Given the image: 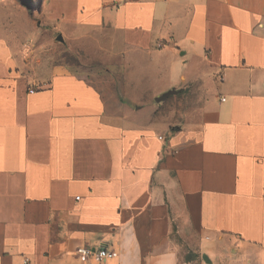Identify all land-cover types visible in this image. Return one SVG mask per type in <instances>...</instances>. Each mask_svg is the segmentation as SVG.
Segmentation results:
<instances>
[{"label": "crops", "instance_id": "0c3cea01", "mask_svg": "<svg viewBox=\"0 0 264 264\" xmlns=\"http://www.w3.org/2000/svg\"><path fill=\"white\" fill-rule=\"evenodd\" d=\"M44 20L96 58L0 41V264H264V0H47ZM188 89L198 120L171 133Z\"/></svg>", "mask_w": 264, "mask_h": 264}, {"label": "rangeland", "instance_id": "374dc122", "mask_svg": "<svg viewBox=\"0 0 264 264\" xmlns=\"http://www.w3.org/2000/svg\"><path fill=\"white\" fill-rule=\"evenodd\" d=\"M46 3L47 0H0V41L22 64L91 63L96 56L70 45L67 38L64 44L56 40L59 33L44 20ZM32 21L35 28H39V33L36 37L24 38L22 31ZM197 98L196 93L188 89L164 103L162 111L166 122L170 123L171 133L198 120L200 104Z\"/></svg>", "mask_w": 264, "mask_h": 264}, {"label": "built area", "instance_id": "2783aa9c", "mask_svg": "<svg viewBox=\"0 0 264 264\" xmlns=\"http://www.w3.org/2000/svg\"><path fill=\"white\" fill-rule=\"evenodd\" d=\"M77 254L83 261H86L89 258H94L99 263H103L106 260L115 258V253L106 248L93 250L90 248L83 247L77 250ZM26 263L28 264L29 261L26 260Z\"/></svg>", "mask_w": 264, "mask_h": 264}, {"label": "water", "instance_id": "95a60500", "mask_svg": "<svg viewBox=\"0 0 264 264\" xmlns=\"http://www.w3.org/2000/svg\"><path fill=\"white\" fill-rule=\"evenodd\" d=\"M58 41L63 42L62 37H59V38H58ZM178 93H179V92L176 91V90H171V91H169V92L163 94L161 97H159V98L156 100V102H158V103L164 102V101H166L167 99H169L171 96L176 95V94H178Z\"/></svg>", "mask_w": 264, "mask_h": 264}]
</instances>
